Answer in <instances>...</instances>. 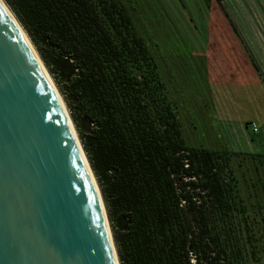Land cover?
Masks as SVG:
<instances>
[{
	"label": "trees",
	"instance_id": "16d2710c",
	"mask_svg": "<svg viewBox=\"0 0 264 264\" xmlns=\"http://www.w3.org/2000/svg\"><path fill=\"white\" fill-rule=\"evenodd\" d=\"M4 1L69 110L120 264L258 262L231 154L185 144L156 62L123 3Z\"/></svg>",
	"mask_w": 264,
	"mask_h": 264
},
{
	"label": "water",
	"instance_id": "95a60500",
	"mask_svg": "<svg viewBox=\"0 0 264 264\" xmlns=\"http://www.w3.org/2000/svg\"><path fill=\"white\" fill-rule=\"evenodd\" d=\"M65 107L0 0V264H120Z\"/></svg>",
	"mask_w": 264,
	"mask_h": 264
},
{
	"label": "rangeland",
	"instance_id": "374dc122",
	"mask_svg": "<svg viewBox=\"0 0 264 264\" xmlns=\"http://www.w3.org/2000/svg\"><path fill=\"white\" fill-rule=\"evenodd\" d=\"M120 1L156 62L185 144L231 154L229 164L258 250V262L249 260L247 264H264V68L262 81L251 87L240 86L233 79L219 78L213 83L211 76L208 79L206 57L202 56L206 55L211 12L206 5L221 7L228 16L224 0ZM248 1L251 11L257 13L255 0ZM259 14L261 22L264 15ZM227 19L232 21L230 16ZM259 27L263 39H252L249 47L264 67V26ZM217 127L221 132H216Z\"/></svg>",
	"mask_w": 264,
	"mask_h": 264
},
{
	"label": "crops",
	"instance_id": "0c3cea01",
	"mask_svg": "<svg viewBox=\"0 0 264 264\" xmlns=\"http://www.w3.org/2000/svg\"><path fill=\"white\" fill-rule=\"evenodd\" d=\"M255 2L258 7L257 13L251 11L252 3L248 0H224L223 6L229 11L228 16L232 21L227 19L228 16L223 10L221 11V7L206 5L211 12L208 11L206 55L202 56L206 57L208 79L211 76L212 83L219 78L222 81L233 79L240 86L251 87V84L262 81L261 75L264 67L255 59L249 47L252 39V41L259 40V42L263 39L259 26H264V20L259 22V12L262 11L264 15V6L262 0H255ZM252 58L259 66L261 74L255 69ZM222 117L228 116L222 114ZM222 121V129H224L223 118ZM216 130V132H221V128L217 127Z\"/></svg>",
	"mask_w": 264,
	"mask_h": 264
},
{
	"label": "bare ground",
	"instance_id": "6f19581e",
	"mask_svg": "<svg viewBox=\"0 0 264 264\" xmlns=\"http://www.w3.org/2000/svg\"><path fill=\"white\" fill-rule=\"evenodd\" d=\"M1 3H2L3 6L5 7L6 11L9 13L10 17L13 19L15 25L17 26V28H18L19 31L21 32L22 36L24 37V39H25L26 42L28 43L29 47H31V50H32V52H33L35 58L37 59V62L39 63V65H40V67H41V69H42V71H43L45 77L47 78V80L49 81V83H50L51 87L53 88L55 94L57 95V97H58V99H59V102H60V104H61V107H62L63 111H65V115L67 116V121L69 122V125H70V127H71V130H72L73 136H74L75 141H76V143H77V145H78V139H77L76 133H75V131H74V129H73V125H72V123H71V121H70V118H69V116H68V114H67V109H66V107H65V104H64L63 99H62V97H61V95H60V93H59L58 88L56 87V85H55L53 79L51 78V76H50V74H49V72H48L49 70L47 71L46 66L43 64V62H42L41 59L39 58V56H38L36 50H35L34 47H33V44L31 43L30 39H29L28 36L26 35L24 29L21 27V24L18 22V20L16 19V17L13 15L12 11L9 9V7H7L5 1H4V0H1ZM25 30H26V29H25ZM81 153H82V151H81ZM81 155H82V159H83V162L85 163V166H86L87 171H88L89 174L92 176V174L90 173V170H89V168H88V164H87V162H86V159L84 158V155H83V154H81Z\"/></svg>",
	"mask_w": 264,
	"mask_h": 264
},
{
	"label": "built area",
	"instance_id": "2783aa9c",
	"mask_svg": "<svg viewBox=\"0 0 264 264\" xmlns=\"http://www.w3.org/2000/svg\"><path fill=\"white\" fill-rule=\"evenodd\" d=\"M220 1H222V0H220ZM250 125H251L253 131L257 130V126L254 122H251Z\"/></svg>",
	"mask_w": 264,
	"mask_h": 264
}]
</instances>
